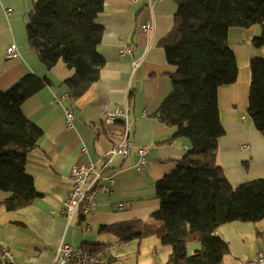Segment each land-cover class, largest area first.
I'll list each match as a JSON object with an SVG mask.
<instances>
[{
	"label": "crops",
	"instance_id": "0c3cea01",
	"mask_svg": "<svg viewBox=\"0 0 264 264\" xmlns=\"http://www.w3.org/2000/svg\"><path fill=\"white\" fill-rule=\"evenodd\" d=\"M33 3L0 0V91L10 90L30 74L51 82L22 106L24 115L44 133L26 164L40 197L18 212L0 211V246L10 248L20 264H53L62 241L74 247L120 243L104 229L132 222H146L157 229L159 224L151 219L161 207L156 183L176 171L191 147L184 139L171 140L173 130L155 116L171 93L176 73L161 42L177 23L178 0H105L104 11L96 20L104 30L98 51L105 65L100 80L78 99L64 86L74 71L62 62L48 71L28 45L26 26ZM7 9H12L10 15ZM145 23L153 25L150 36L142 34ZM261 33V26L230 29L228 43L237 60L238 76L234 84L223 85L218 91L225 135L219 141L215 163L234 188L264 180V136L248 115L250 61L264 57V46L253 43ZM11 44L18 47L19 55L14 59L6 55ZM128 48L133 49L132 54H120ZM126 104L130 105L134 147L127 158L110 157L122 139L124 126L109 124L107 117ZM66 109L76 115L72 130L65 128ZM140 147L148 148L144 166L140 165ZM104 159H109L105 176L115 179L114 193L99 201L95 213L86 220L78 214L68 223L62 209L70 190L71 168ZM7 197L0 191V202ZM88 224L90 230L86 231ZM216 234L230 249L224 264H246L257 260L260 251L264 253V220L226 224ZM190 249L194 252L199 244L189 245V253ZM170 254L171 248L152 235L120 243L111 264H167Z\"/></svg>",
	"mask_w": 264,
	"mask_h": 264
},
{
	"label": "trees",
	"instance_id": "16d2710c",
	"mask_svg": "<svg viewBox=\"0 0 264 264\" xmlns=\"http://www.w3.org/2000/svg\"><path fill=\"white\" fill-rule=\"evenodd\" d=\"M178 3L177 23L161 42L176 73L171 93L155 116L173 130L171 140H186L191 151L178 162L174 173L156 183L161 207L151 219L159 224L157 229L141 221L104 231L120 243L155 235L171 248L167 264H224L230 249L216 232L233 222L264 220V180L234 188L215 163L219 141L225 135L218 91L234 84L238 76L229 32L261 26L262 33L253 43L263 47L264 0ZM104 4L105 0H34L29 13L26 35L30 49L48 71L60 62L74 71L64 82L74 99L101 78L105 60L98 47L104 30L96 20ZM250 74L248 115L264 136V57L251 59ZM49 84L48 79L30 74L10 90L0 91V191L9 195L0 202V210L7 213L28 208L40 197L26 164L44 133L24 115L22 106ZM195 243L199 249L190 254L189 245ZM80 247L92 252L100 246Z\"/></svg>",
	"mask_w": 264,
	"mask_h": 264
},
{
	"label": "built area",
	"instance_id": "2783aa9c",
	"mask_svg": "<svg viewBox=\"0 0 264 264\" xmlns=\"http://www.w3.org/2000/svg\"><path fill=\"white\" fill-rule=\"evenodd\" d=\"M138 2L139 0H135ZM153 0H148L152 3ZM12 9H7L6 14L10 15ZM142 34L147 36L152 35L154 29L150 23H145L141 26ZM126 53L132 54L133 49L128 48L120 51L121 55ZM8 59L16 58L18 47L16 44H11L6 52ZM76 115L72 109L65 111V128L68 130L74 129V120ZM107 121L111 125L121 123L123 135L120 143L115 146L109 153V156H122L127 158L133 149V142L130 139V105L126 104L122 107H116L107 117ZM243 149H249V146H243ZM147 147H140L139 154L140 165L144 166L147 162L146 153ZM108 160L104 159L98 163H88L76 165L71 168L68 181L70 190L68 198L65 201L62 209V217L71 223L74 218L81 214L85 220L95 213L96 205L101 200H107L114 193L115 179L113 176H105L108 170ZM122 206L120 205L119 208ZM90 230V225L86 226V231ZM119 248V243L102 244L95 251H87L83 247H74L66 242H60L57 246L55 261L53 264H111L114 251ZM261 250V249H260ZM259 250V251H260ZM258 259L247 262L246 264H264V253H258ZM0 264H20L14 257L10 248L0 246Z\"/></svg>",
	"mask_w": 264,
	"mask_h": 264
},
{
	"label": "rangeland",
	"instance_id": "374dc122",
	"mask_svg": "<svg viewBox=\"0 0 264 264\" xmlns=\"http://www.w3.org/2000/svg\"><path fill=\"white\" fill-rule=\"evenodd\" d=\"M1 212H4V210H0ZM191 245V244H190ZM193 249H190V254H192L193 253V251H192Z\"/></svg>",
	"mask_w": 264,
	"mask_h": 264
}]
</instances>
